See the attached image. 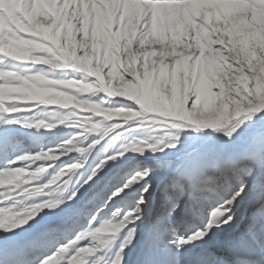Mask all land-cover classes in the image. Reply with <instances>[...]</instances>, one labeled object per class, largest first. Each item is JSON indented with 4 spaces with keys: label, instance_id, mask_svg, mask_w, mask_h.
Listing matches in <instances>:
<instances>
[{
    "label": "snow or ice",
    "instance_id": "snow-or-ice-1",
    "mask_svg": "<svg viewBox=\"0 0 264 264\" xmlns=\"http://www.w3.org/2000/svg\"><path fill=\"white\" fill-rule=\"evenodd\" d=\"M82 2L0 0V264H264V0H129L105 28L126 33L110 53L114 61L103 49H75L77 59L91 60L78 65L85 91L97 73L107 87L118 72L111 87L127 92L76 98L96 105L95 113L79 111L81 135L99 132L96 144L78 147L74 138L56 150L60 155L8 151L16 126L56 127L19 114L56 102L37 95L41 81L52 80L48 65L6 52L25 42L27 56L51 62L69 26L77 42L84 39ZM94 29L90 15L89 38ZM145 119L197 134L168 144L176 149L169 159L116 172L128 152L142 155L145 148L107 152L65 188L67 195L13 214L5 189L22 181L19 196L39 194L31 182L48 169L32 171L37 162L68 163L61 156L91 151L109 134L112 141L131 134ZM78 168L61 169L44 187L65 174L68 185Z\"/></svg>",
    "mask_w": 264,
    "mask_h": 264
},
{
    "label": "rangeland",
    "instance_id": "rangeland-1",
    "mask_svg": "<svg viewBox=\"0 0 264 264\" xmlns=\"http://www.w3.org/2000/svg\"><path fill=\"white\" fill-rule=\"evenodd\" d=\"M129 0H91V10H89L88 0H83L81 4V12L84 16V39L77 42L71 34V27L68 28V36L65 38L64 49L59 50V55H54L51 62L43 60L41 58H33L27 56L23 49L26 47L25 42H20L15 47L7 50L6 54L15 55L23 60L32 59L37 64H47L48 67L45 70L52 77V80L41 81L44 85V90L37 92L44 101H55L56 104L42 105L33 112L21 113L17 118H28L30 122L44 121L47 125H56V127L50 130L45 127L37 128H19L15 134L6 141V148L8 151H15L16 153H32L39 154L42 151H52L53 154L60 155L58 150L61 145L67 143L70 140L76 138L79 142L78 147L88 148L90 144H96L99 138V132H90L87 135H81L82 129L79 127L84 121L81 120V114L79 111H93L95 113L96 105L85 99H76L77 97H88L98 95L103 91L106 95H126L127 92L122 87H111V81L117 79L118 72H113L109 78V85L105 86V81L102 74L97 73V81L94 88H90L85 91L84 86L76 79L81 75L78 65L80 63H88L90 65L91 60L86 57L77 59L75 57L76 47H91L93 52H97L100 49L105 51V60L112 62L115 60L114 56H110L113 49L119 47L120 41L125 38L126 33L109 34L105 31L108 21L111 19L114 10L123 5L127 8ZM90 15L95 17V29L91 38L87 35V21ZM0 23V27H2ZM131 32V26L127 30V33ZM27 35V33L25 34ZM59 36L57 37L56 48L59 49ZM2 51V50H0ZM23 63L27 64L28 61ZM72 63V67H69ZM37 65V70L39 69ZM99 67V61H98ZM93 73H89L91 75ZM57 87L63 88V91H57ZM69 94H72L71 97ZM104 101H101L103 103ZM60 105H69L70 107H77L76 115H71V110H60ZM106 117V118H110ZM65 117L68 119L65 123H60ZM75 125V126H73ZM196 135L197 133L190 129L173 128L170 124L165 123H153L151 119H145L140 123L136 131L131 134H126L117 138L115 141L111 140L109 134L101 143L97 144L95 149L86 151L83 153H77L74 150L70 151L66 156H61V160H67L68 163L61 164L56 162L53 167L49 164L52 162L41 161L32 166L31 170L34 171L37 167H45L47 172L41 174L36 180L31 182V186L40 187L41 184H49L52 179L59 175L61 169L71 167L73 163L80 164V168L75 173L70 174L72 179L69 183L73 182L74 178H79L81 171L87 170L90 166H95L96 162L101 159H106L107 152H114L117 149L123 148L125 145L137 144L144 147L145 152L141 155L139 153L128 152L127 159L121 161L122 163L117 167V171L121 169H127L137 165H143L144 163L153 160H166L171 158L176 149L166 147L172 143L177 136ZM21 138H20V137ZM18 144L14 145L13 142L19 139ZM143 142L140 144L139 142ZM13 144V145H12ZM149 145H157L162 151H152ZM178 148H181L179 144ZM31 163V162H29ZM69 174L62 176V180L67 179ZM25 179H30L26 177ZM62 180L57 183L62 184ZM38 183V184H37ZM7 186V185H5ZM24 187H27L23 182H18L15 186L6 187L5 191H11L13 198H22L18 193L23 191Z\"/></svg>",
    "mask_w": 264,
    "mask_h": 264
},
{
    "label": "bare ground",
    "instance_id": "bare-ground-1",
    "mask_svg": "<svg viewBox=\"0 0 264 264\" xmlns=\"http://www.w3.org/2000/svg\"><path fill=\"white\" fill-rule=\"evenodd\" d=\"M20 138L17 139V141H14L13 144L14 145L18 144V147H19ZM121 163H122L121 161L117 162L116 166L111 171L116 172L117 167ZM74 179L75 180L73 182L68 183V185H66V186L59 184V183H56L55 185H52L51 188H45L44 187L45 184H43V185L41 184V186L38 187V188L42 189V191L39 194H33V195H29L28 197H22V198L15 197L11 201H8V205L12 208L13 214H15L16 212L26 213L27 211H30L35 206V203L37 201L42 202V203H47L49 201L55 202L60 197L61 193H64L65 195H67L65 188L70 189L72 184L75 183L76 180L79 178L77 177ZM49 184H51V183H49ZM46 185H48V184H46ZM34 187H36V186H34Z\"/></svg>",
    "mask_w": 264,
    "mask_h": 264
}]
</instances>
